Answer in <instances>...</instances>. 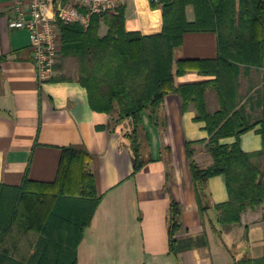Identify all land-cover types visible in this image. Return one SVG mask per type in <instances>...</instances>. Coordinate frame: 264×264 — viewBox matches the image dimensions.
<instances>
[{"label":"crops","instance_id":"obj_1","mask_svg":"<svg viewBox=\"0 0 264 264\" xmlns=\"http://www.w3.org/2000/svg\"><path fill=\"white\" fill-rule=\"evenodd\" d=\"M12 6L13 0H0V184L19 186L24 178L53 182L63 147L92 154L89 168L101 198L77 245V264H238L243 258L264 256V203L242 212L235 225L221 224L216 205L228 200V191L218 174L207 180L209 207L200 210L185 144L195 142L193 157L202 168L211 164L212 156L205 143L198 142L207 141L209 133L205 122L195 119L193 103L183 110L179 94L169 92L157 109V124L144 114L154 160L134 173L128 144L118 131L103 127L110 115L92 109L86 88L75 79H52L62 73L73 78L74 58H68L62 72L55 69L52 78L38 81L28 30L9 26ZM119 7L126 29L142 35L161 32L160 5L124 0ZM186 18L194 20L192 5L186 7ZM107 29L101 19L99 35ZM217 55L216 32H186L173 50V71L180 59ZM263 75L264 68L235 67L237 110L250 125L239 137L245 152L262 148ZM213 78L189 70L175 74L174 86ZM205 100L209 112L219 109L212 86ZM235 140L227 136L220 143ZM171 200L181 206L176 253L170 251L167 235ZM39 238V231L13 224L0 240V264H16L20 256H28Z\"/></svg>","mask_w":264,"mask_h":264},{"label":"trees","instance_id":"obj_2","mask_svg":"<svg viewBox=\"0 0 264 264\" xmlns=\"http://www.w3.org/2000/svg\"><path fill=\"white\" fill-rule=\"evenodd\" d=\"M151 3L162 10L158 34L142 35L126 29L121 7L116 13L93 14L87 27L59 22L61 47L54 68L62 72L69 57L75 59L77 67L73 78L62 73L52 79H75L86 88L92 109L110 115L103 127L118 131L128 144L134 173L154 160L144 114L157 124V109L169 92L179 94L183 110L193 103L195 119L204 121L209 133L207 141L198 142L205 143L212 156L211 164L202 168L193 157L195 142L185 144L198 205L201 212L208 209L207 180L222 174L228 200L216 205L219 221L226 227L235 225L242 212L264 203V85L259 120L262 148L245 152L239 137L250 125L237 110L235 78L237 65L264 68V0ZM187 5L193 7V21L186 18ZM101 19L108 26L103 36L98 33ZM190 31L216 32L218 55L213 59H180L174 72L173 50ZM189 70L214 78L174 86L175 74ZM210 86L219 101V109L213 113L207 110L205 100ZM227 136H235V142L220 143ZM92 159L86 149L63 147L53 182L24 178L19 186L0 184V240L13 224L40 232L34 250L20 256L16 264H77V245L101 198L89 168ZM166 218L169 249L176 253V236L182 225L177 201L171 200ZM238 264H264V256L243 258Z\"/></svg>","mask_w":264,"mask_h":264},{"label":"built area","instance_id":"obj_3","mask_svg":"<svg viewBox=\"0 0 264 264\" xmlns=\"http://www.w3.org/2000/svg\"><path fill=\"white\" fill-rule=\"evenodd\" d=\"M123 1L13 0L9 26L28 30L38 81L45 82L56 73L54 65L61 47L59 22L87 27L93 14L115 12Z\"/></svg>","mask_w":264,"mask_h":264}]
</instances>
